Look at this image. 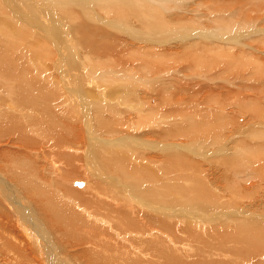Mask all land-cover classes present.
I'll list each match as a JSON object with an SVG mask.
<instances>
[{"label": "rangeland", "instance_id": "rangeland-1", "mask_svg": "<svg viewBox=\"0 0 264 264\" xmlns=\"http://www.w3.org/2000/svg\"><path fill=\"white\" fill-rule=\"evenodd\" d=\"M9 1H10L11 6L13 8L15 7L14 12H17L16 8L19 7V0H9ZM23 1H26V0H23ZM54 1H56L58 3H63V0H54ZM80 1H83L80 3L82 5V7L86 10V6H87L85 3L86 0H80ZM89 1H91V0H89ZM142 1H144L145 3L147 2V0H142ZM150 1H151V3L145 7L146 12L158 10L160 13L165 14L166 16L168 15L167 16L168 19H171V17L173 18V16L176 15V16H180V18H182V20H184V22H181L179 24H177V23L170 24L169 26H166L164 28V30H159V31L156 28L157 26H153V28H149L148 30L145 28H142V27H138L141 29V31L146 30L145 33L147 36H150V37H156L157 36V37H161L162 39H165L164 41L163 40H152V42H150L151 45L148 44V46L144 42L145 40H147V41L149 40L146 36L145 37L144 36H137L136 33H134L132 35V37L133 38L135 37V39H133V38L130 39L126 35L124 37V35H122V34L119 35V33H116L115 34L116 37H118L119 39H122L121 43L123 45L120 47L121 53H118L117 52L118 50H116V49L113 50L112 52L107 51L106 48L102 52L100 50V48H102V47H100L97 43V45H98L97 48H99V49H95L93 51V54L95 51L99 52L97 54V59L99 58L100 60H102V62H100L98 64V66H96L95 72H92L90 74V76L88 77V78L92 79L91 80L92 82H90V87L92 89L90 90V93L88 94L91 97L88 98V100L93 99L94 96H97V95L100 97V94H98V91H99L100 93H102V92L104 93V95L101 94L102 98L104 97V99L108 98L110 100H112V99L114 100V98L112 96L113 95L116 96L117 95L116 93H119L120 96L119 95L118 96L121 97L123 102L126 101L128 103H132V109L137 107L138 104L141 103V105H143L145 110H143L140 113H145L146 116L145 115L144 116L147 118L143 122V124L145 123L144 124L145 127H147V125H148L147 130H149L151 128L150 133L155 132L156 128L157 129L162 128V133H164V134L161 133L162 134L161 137L165 136V138L163 137V138H161V140L163 139L165 141V139H167V137H170L166 140V142L174 143L175 140H176V142L179 141L178 143L179 144H182V143L185 144L184 147H186V149H188V150L190 149V147L188 146V143H190V142L194 143L195 142L194 144H192V145H194V147L192 148L193 150H191V149L189 150L191 155H188V156L192 157L196 161L198 166L202 168V170L200 172H202V173L204 172L203 175L206 179V180L204 179V181L208 183V184L206 183L208 185V190L210 193L215 194V196L211 200L218 203V200H221L220 198H222V199L226 198V199H224V201L226 203L229 202L231 204L233 201L232 204H235L233 207H231L232 209H227L228 211H226L221 206H217L216 208L215 207L212 208L211 201H209L207 203L206 206H210V208L207 209L206 207L202 206L204 201L195 200V203L197 205H199L198 207H200V211H199L200 213L198 214V217L202 216L203 214L208 213V216H210V218L205 219L206 222L204 221L203 226L198 225V226H195L193 229L187 228V231L190 233V235H188L187 240H185L183 238L180 240V242L182 241L183 245L182 246L180 244H177L178 246L176 245V248L181 249V250L171 251L172 252L171 254L174 255V259H172V260L168 259L164 264H170V263H173V264H191L193 262V260L195 259V256L191 254L193 252H190L193 250L200 252V253H198V256H197L198 258L202 257L201 254L206 255L210 259V264H220V263L226 264L225 262H227L228 264H264V248L260 251H256L255 255H250L249 253L245 254V253H241L239 251V248L241 246H243L244 244H246L247 242H242V243H238V244L221 243L219 239H217V240L211 239V237H214L217 232H223L224 230H227V227H224L225 228L224 230H223V228L221 230L215 229L216 226H219V228L222 227L223 223L226 221L228 222V224H227L228 229H229L228 231H233V230L235 231L236 229L241 230V231H247L248 235L251 238H255V239H257L259 237H263V233H264V231L261 229H257L254 227L247 228L245 224H243V227H239V226H237V223H234L237 220H251V218L257 219L256 220L257 222H264V136L259 137L258 141H257V139H255L251 135H249V129H248L249 126H251V127L255 126L256 127L257 125H255V123H258L259 121H262V122H264V121H263L262 117L255 116L254 118L250 119L251 122L246 123V117H245V119H242L244 117V115L246 116V114L243 113L239 109V107L235 106L238 102H239L238 104L243 102L244 105L245 104L247 105V103L249 105V102H252V101H253L252 103H255V104L260 103V106H264V87H263L264 86L263 85L264 84V0H184V3H182V4L176 3L179 0H167L169 4L168 3L163 4V0H150ZM26 2L33 4L34 7L36 6L37 8L38 7L43 8V10L41 8H39V9H41L42 12L45 11L46 13L50 12L52 7L55 9V6L53 5L54 3L52 2V4H51V0H42V1H40V0H33V1L27 0ZM39 2H40V5H37V4H39ZM34 3H35V5H34ZM45 3H47V4H45ZM93 3L94 2L91 1L90 5H93ZM174 3H176V4H174ZM41 4H44L45 6H48V7H44V5H41ZM172 4H174V5H172ZM165 5H169V8L167 9L166 7H164ZM178 6H181L180 9H178ZM207 7L209 9L208 11L205 10V8H207ZM19 8L23 9V10L28 9L24 5L20 6ZM98 9H99V7H98ZM165 9H166V11H165ZM3 10L6 13L8 12L5 9H3ZM180 10H181V12H180ZM188 11H191L192 13L194 11L195 12L194 15H196V16L194 17V16H189V14L188 15L185 14V17H183L184 16L183 12H188ZM216 11H219V12H216ZM23 12L26 13V10ZM31 12H29V13H31ZM79 12L83 14L82 11H79ZM56 13L57 12H55V14ZM65 13H66V11H65ZM48 14H50V13H48ZM82 14H80V15L82 16ZM31 15L33 16L34 14L31 13ZM38 16H39V18L42 17L40 15H38ZM38 16L36 14V16L34 15L33 17L38 19ZM65 17H67V16L64 13H62V14L55 16V18L57 20L54 19V17H53L52 21H51V19H48V20L45 19V22L43 24L36 23V22L35 23L38 24L42 29H46V26H47L50 29L52 28L55 31V27H56L55 25H57L58 27H61L62 22L60 19H63ZM90 17H91L90 22L88 21V23H90L91 25H93L95 27H99V26L104 27L103 25H101L100 21H97L92 16H90ZM207 17L210 20H206ZM26 18H27V15H26ZM216 18L219 19V21ZM20 19H21V17H20ZM104 19L109 20V19H114V18L110 17V18H104ZM134 19L137 22V18H134ZM185 19H187V20H185ZM124 21H125V23H124ZM130 21H131V19H129V20L124 19L122 24L125 26L127 25V26H133V27L140 26L139 24H137V25L135 24V26H134V24H132ZM56 22L58 24L60 22V25L56 24ZM52 23L53 24L55 23V25H53ZM74 23L75 22H73L72 24H74ZM3 24H4V22L2 21V15L0 14V50H2V48L6 49L5 45L13 38L12 32H13V29L15 27V24H13V26H6V24L5 25H3ZM241 24H242V26L239 27ZM126 27L123 26V28L127 31ZM68 28H69L68 30L63 28V31H61L62 32L61 35L64 34V35H62L64 42H63V40H60V41L57 40L59 45L61 43V46H64V47H62V49H63L62 51L64 52L65 57H66L65 61L62 58V64L64 66V68H63L64 71H66V69L69 68L70 64H75V61H74L75 56L72 55V53L70 52L72 49L70 46H67L69 43V39L72 38L71 33L73 34L74 29H71L70 24H69ZM174 29H179L181 32L180 33L171 32V33L165 34V32L167 30H174ZM105 30L107 32H109L108 26L105 28ZM228 30H229L228 34L234 35V36H232V39H233L235 44H232L229 41L230 42L229 45L226 46V43H224L222 41L225 40L224 37L229 36L225 33ZM18 31L21 33V36L27 41V43L29 45L36 43V40L38 37L36 36L35 33H36V31H38V29L36 30V28H31L29 31H24V30H18ZM20 33L19 34L16 33L15 37L19 38ZM65 33H66L67 37L65 36ZM2 35H6V38H7L6 41L3 40V38L1 37ZM66 38H68V39H66ZM216 39H219L222 41H220L219 44L214 46V49H217V46H221L222 50H224L228 47V49L230 48L229 51H230L231 55L228 52H226L225 50H224L225 51L224 54H223L224 51L220 52V50H218V49L217 50L212 49L213 51H215L216 54H213L214 52L212 50L208 51V48L210 46L213 47V44H215ZM235 39L239 40V41H235ZM71 40H73L74 42H77L76 43L77 46L80 45L78 47V55H80L83 58V54L86 53L85 45L79 41L74 40L73 38ZM66 41H67V43H66ZM122 41H124V42H122ZM185 43H187L189 45V48L187 50L188 52H190V53L195 52L198 57L204 58V60L208 59L209 55L210 56L216 55L217 57L214 56V58L216 57L215 59L217 61L215 63L212 62V64H210L211 67H209V69H207L206 67L202 68V66H201L200 68H197L191 72L189 70H185V69L182 70V67L185 65V63L183 61L181 62V60L177 61L178 64H176V66H174L175 65L174 63L169 62V61H172L171 59L169 60V57H174L175 53H178V54H180V56H182L181 54L184 53L186 50V48L184 46H182ZM152 46L153 47L154 46L155 47H158V46L163 47L161 49L162 50L161 52L156 51V54H155V52L150 53L151 55H154L153 57L156 60L160 59L164 55L165 52H168V53H165V57L163 58L165 63L163 62V59H161L160 61H155V63H156V65L158 64L160 66V68L162 66L166 65V69L167 68H169V69L164 73V75H162V73L159 74L163 77H160L159 75H157V76H159V77H157L155 75V73L152 72V73H150V75L149 74H147V76L142 75V78H136L135 73H137L139 71V69H141V71L144 69L142 67L139 68L136 65H133L135 68V70L132 71L133 74L131 73L133 75V77L129 80V82H127L126 74L131 71L130 70V65H132L131 63L134 61H139L140 57L147 53L145 50H147L148 48H150L154 51ZM225 46H226V48H225ZM104 47H105V45H104ZM234 47H236V48H234ZM241 47H242L243 52L241 51ZM139 49L141 52L139 51ZM80 50H83V53ZM122 50H123V52H122ZM182 50L184 52H182ZM232 50H233V53H231ZM238 50H240V52ZM178 51H180V52H178ZM216 51H218V53H220V54H218ZM105 52H107V53H105ZM171 52H173L174 54ZM19 53L12 54V56L15 59L16 58L18 59V56L21 55ZM34 53L36 54L35 48H32V49L28 48V51H26V54H27L28 59H29V60L28 59L27 60H28V62H30V65H29V63L27 64L26 61L22 63L20 59L17 61L19 63V66L16 69V71H17L16 74L18 76H16V75L15 76H16V78L20 77V79L24 78V79H26V81H28V82L30 81L31 87H34L36 90L40 89V88L46 89V92L50 91L52 94H54L57 91L56 87H54V86H57V85L54 84L55 82H52V81H55V77H56L55 75L56 74L54 72H52L51 68H47V65H46V64H49L50 61L48 58H51V57L45 56L46 60L45 59L41 60V59H39L40 57H38V56H37V58H35L36 55ZM103 53L107 54V55H104ZM240 53H241L242 57L240 56ZM250 53L252 55H250ZM225 54H229V56L226 57L227 55H225ZM234 54L236 55L238 60L240 58H242V59H240V61L242 60L241 65H240V62H238V60L236 59ZM237 54H239V55H237ZM32 55H34V56H32ZM185 55L188 58H186ZM185 55H184L185 59H187V60L190 59L189 55L187 53ZM248 55H250V56L248 57ZM31 56H32V58H30ZM244 56L246 58H244ZM114 57H116L117 62H119V65H125L126 64V65H128V67H123V66L118 67V64L116 66L115 65L109 66L108 64L102 65V66L100 65L101 63H105L106 59L110 58L113 60ZM33 58H35V59H33ZM120 58L122 60H120ZM233 58H234V61H235V59H236V61L235 62L233 61L232 66H230ZM222 59H223V62H220V61H222ZM250 59H253V62H252V60L250 61ZM254 59H256V61ZM112 60H111V62H112ZM225 60H227V61L229 60L227 62L228 64L225 63L226 62ZM247 60L251 62L250 63L251 65L248 62H246ZM206 61H208V60H206ZM37 62L40 63V65L38 67L33 65V64H36ZM229 62H230V64H229ZM258 63L260 65H258V67L255 70V68H253V66L256 67L257 65L255 66V64H258ZM21 64H23L25 67L21 66ZM261 64H263V65H261ZM191 66H192V64H191ZM260 66H261V69H260ZM176 67H178V68L176 69ZM36 68H37V70H36ZM43 68H45L46 70L44 72H41V70ZM49 70H50V72H49ZM147 70L149 71V69H147ZM234 70H237L239 72H236V71L234 72ZM249 70H252V72ZM36 71H37V73H36ZM85 71L90 73L89 70H85ZM85 71L79 72V73H81L80 75H82L83 73H87ZM168 71H170L171 74L168 73ZM45 72L50 73V74H48V77H47ZM208 72H210L211 74L213 73V74L211 75ZM241 72L242 73L244 72L245 75L242 74ZM140 73L141 72H139V74ZM236 73H238V74H236ZM247 73H249V74H247ZM19 74H20V76H19ZM252 74H253V76H252ZM208 75L210 77L211 76H213V77L209 78ZM260 75H262L263 77ZM15 76L11 75L7 69H1V71H0V79H1L0 80V97L2 99L7 97V101H9V103L13 101L11 97H14V102H15V99H17L19 94L15 93L12 90H11V92L6 93L5 91H7V90H6L4 85L7 84L9 86V85L13 84V86L15 87L14 89H18L16 83H18V84H19V82L24 83V81H22V80H19V82L16 81ZM50 76H53L54 78L53 77L50 78ZM63 76L66 77L65 74ZM164 76H169L170 80L172 79L171 82L174 83L173 84L174 87H171L169 89L163 83L164 80L169 79V78L165 79L167 77H164ZM215 76H219V77H215ZM42 77H43V79H42ZM45 77H47V80L44 79ZM79 77H81V76H79ZM155 77H156V80H155ZM2 78H3V80H2ZM4 79H5V81H4ZM51 79H53V80H51ZM111 79H114L117 82L120 79L121 81H124V83L121 82V83H123L122 85H124V84L125 85L120 87L119 82H118V85L116 87V91L113 92L112 91L113 86L110 83ZM257 79H259V80H257ZM43 80H45V81H43ZM151 80H154V82H150ZM222 80H224V81H222ZM232 80H234L235 82ZM236 80L238 82L240 80L241 81L238 83ZM253 80H255V81H253ZM80 81H82V83ZM161 82L163 84H161ZM79 83H81V84H79ZM84 83L85 82L83 80L75 81V87H76L75 89L82 93L81 88L83 89V87H85ZM129 83L133 84L132 86L134 87L135 91L134 90L131 91L132 86L129 85ZM228 83L231 87L228 85ZM234 83L235 84L237 83V84L235 85ZM126 84L129 86L126 87ZM138 84H140V85H138ZM258 84H259V86H257ZM110 85L112 87H110ZM2 86H4V87H2ZM46 87H48V88H46ZM180 87H182V88H180ZM209 87H212V88L210 89ZM120 88H122L121 89L122 91L120 90ZM207 88H209L208 90H210V92H209L210 94L205 90ZM98 89H100V90H98ZM191 89L193 91H191ZM175 90H177V91H175ZM186 90L187 91L189 90V91L187 92ZM124 91H126V93H124ZM164 91H166L165 94H164ZM194 91H196L197 99H196V97L194 98L192 96L195 94ZM50 92H48V93H50ZM129 92H131L130 96H129ZM160 92H161V94H160ZM197 92H200V93H198V95H197ZM204 92H205V94H204ZM147 93H149V94H147ZM224 93H225V95L223 96ZM228 93H230V94H228ZM122 94H125V95H123V97H122ZM127 94H128V96H127ZM170 94H173L172 95L173 97ZM189 94L193 97L192 99H190L191 96ZM164 95L168 99H166ZM237 95H240L241 100H239L236 103L237 100L235 98ZM105 96H106V98H105ZM159 96H161V97H159ZM189 96H190V98H189ZM223 97H225V101H223ZM226 97H227V100H226ZM128 98L131 100H129ZM155 98H157V100H155V102H156V105L158 108L156 107V109H154V113L148 114V108L146 107V105L149 106V104L147 103L148 99H155ZM159 98L161 100H158ZM38 100H40V101L42 100L43 102H46L44 100V97H38ZM245 100L246 101L248 100V102L245 103L246 102ZM226 101H227V103H226ZM38 102H36V103H38ZM49 102H50L49 106L47 105L46 107H43V108L38 106L37 108H32V110H30L31 113L30 112L23 113V111H22L23 106H20L18 103H17V105L21 108L15 107L13 112H10V113H9V111L5 112L6 116L5 115L3 116L4 119L6 118L7 120L9 119L11 121L12 117L16 118V122H18V123L15 126H18V124H20V123L24 127H26L29 124H32L33 126H35L34 124L36 122L38 123L37 126H39L43 122L44 125L47 126V132L48 133L45 131L44 133H42L43 135L41 133H40V136L33 135L34 141L32 142V145H33V143L35 145L32 148H31V146H24L25 143L19 142V141H17V143H15V145L13 146V144L10 142V140L16 139V138H15V136L12 138L11 136L8 135L4 139L7 138L9 140H1L0 152L2 151V152H5L7 154H10L12 152H17L18 156H22L24 158L29 157L30 160L34 161V164L32 163V161L27 162L26 163L27 167H37L36 165H41L42 168L37 170V175H36L38 177L40 176V181H36L39 184L38 186L45 187V185H43V183L47 182V180L51 181V183H52L51 187L52 188L48 189L45 192L48 195L50 194V196L53 195L57 200H60V201H58L59 206H61V207L63 206L62 208L66 207V208H64V210L66 209L65 212L69 211V212H73L77 215H80V214L84 213L83 209L85 206L86 210L88 211V213L90 215V217H88L87 221L93 223L95 226L89 225L90 223H88V224L86 223L87 226L85 225V227H84L83 231L81 232V234L79 235V237H75L69 231L68 226H65V227L63 226L62 222L65 220L62 217H61L62 222L60 220L59 221L56 220L57 221L56 222L55 221L56 218L52 217V214H51V213L56 214L55 210H50L47 207V205H46L47 199H46L43 192H42V194L44 196H39L38 194H41V193H37L38 191L35 190L32 186L26 185V184H22V186H19V185L14 184L13 182H11L12 180L11 181L9 180V179H11V176L9 174H11L12 176H14L16 178H20V179L24 178L25 175L28 173L27 168L20 167L18 165V170H16L13 168V166H9V167L7 166L6 171H4L5 167L3 165H0L1 176L4 179H6L11 186L12 185L15 186V187L14 186L13 187L17 191V194L19 195L18 196L16 194H14L15 196H17V200L19 199V201L21 202L22 205H24L25 208H27L26 206L30 205V206H28V209L29 208L31 209V210L29 209L30 210L29 213L32 215V219L35 221L37 220V222L39 220L40 221V223L38 222L39 225L42 227V229L44 228L43 232L46 233V236H47L50 244L52 245V249H54V252H55L54 256L56 257L55 261L57 262V264H63L61 261H66V259L68 260V262H65L66 264H98L97 262L93 263L91 258L88 256H79L83 252H88V250H90L91 248L95 250L94 251L95 253H97L98 251L99 252L100 251H107V252L111 253V252H116L117 249H122V253H121L122 256L119 257V261H114V262H112L113 264H131V260H129V259L135 258V257L137 259H141V260H140V263H133V264H148L147 262H150L151 259L148 257V255L146 256L147 253H144V251H145L144 249H149V250H153V249L148 244L147 238H143V239L138 241V239L141 237L138 234V232L137 231L136 232H130V234H128V236H129V243L127 244L128 248H125L127 246L121 247L119 244H114L110 234L105 235V234H108L106 232L107 230L101 229L99 226L102 225L103 218L105 221H107L106 229H110V230L119 229L120 232H123L124 231L122 229L123 226L119 227L120 220L117 219L116 217H110V218L105 217L107 214L111 215L112 213H109L107 211L106 205L103 203L102 198L100 197L101 199L100 198L95 199L93 197H89V199L91 200V206L88 207L86 204H82L81 203L82 200L80 198L76 197L74 194H72V191L67 190L69 188L70 190H76L79 192H83V190L87 189L88 185H89L90 186L89 191H92L93 187H94L93 181L99 182V180L101 178H103L104 180H108V178L110 176H112V177L117 176L121 181H124V183H127L128 181L126 179L121 178L119 175H117L115 173H113V174L110 173L107 175L106 172L103 171L106 174V176H105V174H103V175L99 174L98 170H96V169H100V168L107 169V163L105 160L108 158L112 159V157H110V155L106 149L100 151V154L96 155L93 158V163H91V160H88V166L86 165V162H85V160L82 159V157H81V161H79L80 157L78 155L81 156V153H80L81 147L78 144L87 141V138H85L84 127H82L83 124L81 122L78 123V121H76L74 123L66 122V121L74 120L75 118L72 119L69 116L65 117L63 115V111H61V109L59 108V105H58L59 102L58 101L50 100ZM191 102H195V105H191L190 104ZM150 103H152V105H153V102H150ZM201 103H202V105H201ZM73 104H74V102L71 100L69 103V106H67V107H69L68 111H70V108H72V106H70V105H73ZM158 104L160 105V107ZM168 104H170V105H168ZM255 104H252V108H254L256 106ZM188 105H190V106H188ZM180 106L183 108H181ZM49 107L50 108L53 107L52 109H54L55 113L53 111H50ZM165 107H168V108H165ZM178 107H179V109H178ZM73 108H75V107H73ZM208 108L209 109L212 108V110H210V112H207ZM224 108H225V110H224ZM18 109H20V110L17 111ZM203 109H205L206 111H204ZM134 110L131 111V113L128 115L129 116L128 118H131L130 117L131 115L133 117V115L136 114L134 112ZM234 110L238 111L237 114H235ZM68 111H67V113H68ZM166 111H167V113H166ZM217 111L224 113V114H218ZM106 112H107V113H105L106 115L104 114L106 117H108L109 114L110 115L112 114V112L109 109H106ZM188 112H190V113H188ZM200 112H201V114H200ZM16 113H18L17 115L19 117L16 116ZM47 114H51L55 118L56 122H55V120H49L50 121L49 122L46 119ZM156 114H158V115H156ZM217 114H218V116L220 115L221 118H219L220 116L219 117L216 116ZM22 115L25 118L24 119L25 122L23 121ZM201 115H202V117H201ZM263 115L260 114V116H263ZM21 116H22V118H21ZM194 116L197 118L198 117L201 118L202 119L201 121L210 120V119L211 120L217 119V121H220L221 119L223 120V119L229 117L232 121H234L236 123L235 125H238L239 127H241L243 129L242 130L240 128L242 131H244V136H249L250 140L247 141L246 139L242 138L243 141H241L239 139V136H238V134H239V130H237L238 126L236 127L235 125H232V124L228 125V127L223 132V136L221 138H218L220 140L215 138V140L217 141L216 143L212 142V141H214L212 137H210V136L208 137L209 134L206 133L207 131L203 132L204 137H203V134H201V136H199L198 138H196L194 136L191 137V140L188 138L187 139L183 138V137H179L180 139L177 138L178 137L177 135L180 133V129L182 128V126L184 124L188 123V121L194 120ZM7 117H10V118H7ZM237 117L239 118V120ZM247 117L249 118L248 115H247ZM41 118L43 120H41ZM58 118L60 121L62 120L63 122L61 121L62 123H60ZM92 118H93V115H92ZM213 118H215V119H213ZM6 119L4 121H6ZM187 119H188V121H187ZM19 120H21V121H19ZM93 120H94V118L92 119V122L90 121V126L94 125ZM8 121H6V122L9 123ZM147 121H149V122H147ZM33 122H34V124H33ZM48 122L49 123H58V125L61 127V129L62 128L63 129H62V131L60 130L61 133H60V131L57 133H54V136H57V137H53L54 139H52V140H55L54 142L51 140H48L45 143L44 141L46 139V136L49 134V131H51V128H52L50 124L48 125ZM91 123H92V125H91ZM167 123H170L171 125L167 124ZM169 125L171 127H172V125H174V127L171 128V127H169ZM262 125L264 126V123ZM67 127L68 128L71 127V128L69 131L65 132V130L68 129ZM75 127L78 129H75ZM176 127H180V128H176ZM48 128H49V130H48ZM260 128H263V127L261 126V127H259V129ZM153 129H154V131H153ZM176 129L177 130L179 129V132ZM254 129L252 128L251 131L253 132ZM166 130H167V132H166ZM175 130H176V132H174ZM229 131H231V132L233 131V133L231 134V132H230V134H231L230 135V134H228ZM68 132L71 133L72 139H69ZM131 132H130V135H132V133H133V132L132 133ZM79 133H80V135H79ZM171 133H173V134H171ZM3 135H0V136L3 138ZM44 135H45V137H44ZM98 135L99 136H97V135L94 136L95 142H98L97 137H100L102 134L99 132ZM113 135L114 136H120L121 140L123 141L121 143L124 146L123 147L124 149H126L127 147H129L131 145L130 140H134V139L136 140V137H134L136 135H132L134 137V139H133L132 136L130 137V135H128V134H127L128 135L127 136L126 134H123V132L114 133ZM122 135L127 136V137L123 138ZM206 135H207V137H206ZM229 135H230V137H229ZM75 137H78V138L76 139ZM141 137L143 138V137H145V135H141ZM158 137H160V136H158ZM42 138H44V140ZM156 138H157L156 136H151L149 134L147 137H145V140H153V139L156 140ZM138 139L139 138H137V142L141 143L140 141H142V140L141 139L138 140ZM63 140L65 141V143L63 142ZM158 142H159V140H158ZM232 142H234V143H232ZM103 143H105V142H103ZM240 143L242 145H240ZM55 145H58L57 147L60 150L58 149L55 151V149L53 147ZM132 145H134V143H132ZM72 146H73V148H72V153H71V147ZM42 147L48 148V151H50L48 153L49 155L44 156L41 153L40 150H42L41 149ZM65 147H67L68 149H66ZM164 148L165 147H162V149H160V150H163V151L165 150V151L169 152L168 148H165V149ZM133 149L138 151L137 149H139V145L134 147ZM61 150L62 151L66 150L69 152L66 154V151H65V153L63 151V153H62ZM73 150L75 151L76 154H74ZM145 150H148V152H147L148 157H149V154H151V155L155 154L153 151H150V149L145 148ZM46 151H47V149H46ZM183 151H184V149H180L177 152L185 153V151L184 152ZM21 153H23L24 156ZM19 154H21V155H19ZM46 154H47V152H46ZM192 154H194V155H192ZM201 155H202V157H201ZM60 156H62L64 158H60ZM73 156H75V157H73ZM161 156H163V155H161ZM164 156H166V155L164 154ZM212 156H213V158H212ZM0 157H1V154H0ZM69 158L72 159V161L78 162V165H75V172L72 171V169H71L72 167L70 166L71 165L70 162L67 164L66 161L64 160V159L69 160ZM135 158L137 160H139L138 159L139 157H137V155L135 156ZM166 158H167V156L165 157V159ZM46 162H54L55 164H53V166L58 167V169L60 168L59 171H57L56 175H55V172L53 175H51L49 173V172H53L54 169L44 170V167L47 166ZM129 162L126 163L128 166L130 165L129 169L130 170L135 169L136 171H138L137 173L140 175L142 170H141L139 164L138 163L135 164V162L134 161L132 162L131 160H129ZM0 164H1V162H0ZM231 165L235 166L236 171L238 172L237 175L240 174L239 175L240 178L238 179V182H237V180L235 181V184L232 183V181L231 182L228 181L230 174H231V170H232ZM211 166H212V168H211ZM143 168H144V173L142 176H144L145 180L149 184H151V186H158L162 181H164V187H165V189L167 188L168 184L166 183V181L164 179V173L167 172L166 168H165V172L160 168L163 171V177L161 175V172L156 173L157 168L153 167L151 160H149V162L146 165H144ZM69 169H71V170H69ZM70 171H72V172H70ZM64 172L67 173L66 176H63ZM23 173L25 175H23ZM241 175H243V176L241 177ZM27 176L29 177V173L27 174ZM29 178L31 180V177H29ZM225 178H228V179H225ZM233 178L235 179L236 177L234 176ZM72 179H86V180H88V182L84 186L85 188L84 187H76V186L69 185L67 183L68 181H71ZM231 179H232V176H231ZM32 181L35 182L34 180H32ZM209 183H210V185H209ZM45 184H47V183H45ZM189 184L190 183H186V186ZM212 185H214V187ZM236 185H238L239 189L237 188ZM179 186H181V183H179ZM191 186H192V183H191ZM217 186L220 187L219 189L216 188V190H218V191H216L214 189ZM221 188H222V190H221ZM51 189H52V191H51ZM223 190H226L227 192L226 191L223 192ZM229 190H231L232 192H230ZM34 191H37V192H34ZM220 191L222 194L220 193ZM228 191L233 195H230ZM133 195H135V193L132 191L131 196H133ZM104 199H105L104 201L106 203H110L109 206L114 205L113 200H109L110 199L109 195ZM3 201L4 200H2L0 197V220H2V222H4V220L6 219L9 221L8 222L9 224L11 221L14 224L16 222V220H18V217L15 216L16 215L15 213L12 214L14 211L9 210V209H11V207L8 206V208H7V206H6L7 203H5ZM118 203L120 205H123L128 210L133 208V212H134L133 216L137 215V212L135 211V208L133 205H127L125 203V201L124 200L122 201L121 199H119V197H118ZM227 207H228V205H226V208ZM234 207H237V208H234ZM182 208H185V207H182ZM204 208H206L207 210L203 211V213H202V210ZM233 208L236 209L237 211H238V209H239V211L242 210V214H238V212L236 210L233 211ZM177 210H180V209H177ZM167 211L169 212V214L166 215L162 219L163 220L162 223L159 224L160 232L155 233V236H156V242L155 243L163 244L166 240H168L167 241V249L170 250L169 246H170V243H172L171 241H175V235L172 234V232L168 231L167 226H166V219L172 212L175 213L176 216H177V214L174 211V209H172V208L167 209ZM231 211H233V212H231ZM225 212L230 215L228 218L226 216H224V215H226ZM221 214H224V215H221ZM243 214H245V215H243ZM235 215H237V216H235ZM64 217H66V216H64ZM84 217L85 216H82V218H84ZM205 217H206V215H205ZM215 217H217V218L215 219ZM235 217L236 218L238 217V218L236 219ZM36 218H38V219H36ZM157 218L158 217L155 216V219H157ZM232 218H233V220H230ZM212 219H214V220L218 219L219 222L216 221V224H215V222H213ZM228 219L232 222V224ZM19 223L23 228H25L21 222H19ZM177 225H182L179 222L178 217H177ZM4 226H5V224H4ZM18 227H19V225H18ZM182 227H183V233H184V234H182V237H185V229H184L183 225H182ZM67 228H68V230H67ZM86 228H90V229H86ZM2 229L3 228H0V238L3 237L5 239H9V238L12 239L11 237L13 235V229L6 227V229H4L3 232H1ZM19 229L21 231L20 227H19ZM94 231H97V233L93 236L92 234ZM102 231H104L106 233H104ZM152 231H153V229H152ZM149 232H150V234L148 237H152L151 229H147V231L144 230V232L142 233V236L145 237ZM20 233L22 236H26L29 234V232H26V231H23ZM135 233H137L136 235L139 237L135 236ZM18 239H19V241L22 240V238H18ZM203 239H206V240L209 239V241L204 242ZM100 240H101V242H100ZM134 242L137 244L133 245V244H135ZM0 243H1L0 244V264H36L33 261L28 262L27 260L16 259L17 256H15V254H14L16 251L13 250L16 248L15 244L10 246V248H11V250H10V249H8V247L3 246L4 245L3 240L0 239ZM94 245L100 246L101 248L96 249V248H94ZM144 245L146 247H144ZM140 248L143 251H141ZM129 251L130 252L132 251L131 252L132 254ZM45 253L48 254V251ZM98 253H97V255H98ZM133 254H134V256H133ZM33 255L35 256V261H37L38 264L40 262H41L40 264H46L45 260L40 258L41 256H40V253L38 252V250H37V252H34ZM125 255L127 256V258L125 257ZM129 255H131L132 257ZM93 259H94V261H96V260L100 261V260H103L104 257L98 255L96 258H93ZM204 261H208V259L202 260L201 263H203ZM103 262H105V261H103ZM160 263L163 264L162 262H160Z\"/></svg>", "mask_w": 264, "mask_h": 264}, {"label": "bare ground", "instance_id": "bare-ground-1", "mask_svg": "<svg viewBox=\"0 0 264 264\" xmlns=\"http://www.w3.org/2000/svg\"><path fill=\"white\" fill-rule=\"evenodd\" d=\"M26 1L19 0V7L24 5L28 9H24L23 10V9H20L19 7H17L16 8L17 12H14L15 11V7L13 8L11 6L9 0H0V14L2 15V21L4 22L3 25L6 24V26H13V24H15V27H14L13 32H12L13 38L5 45L6 49L2 48V50H0V71H1V69H7L10 72L11 75L18 76L16 74V72H17L16 69L19 66V63L17 61L20 59L22 63L26 61V63L27 64L29 63V65H30V62H28L29 59H28V56L26 54V51H28V48H31V49L35 48V51H36V54L34 53L36 55L35 58H37V56H38V57H40L39 59L44 60L45 56L46 57H51V58H48L50 62H49V64H46V65H47V68H51L52 72H54L56 74L55 75L56 76L55 77V81H52V82H55L54 84L57 85V86H54V87H56L57 91L54 94H52L50 91H48L50 93L46 92V89H41L40 88V89L36 90L34 87H31L30 81L28 82L24 78L20 79V77L16 78V76H15L16 81H18V82H19V80L24 81V83L23 82H19V84L16 83L18 89H14L15 87L13 86V84L8 86L7 84L4 83L5 84L4 86H5L6 90H7V91H5L6 93L7 92L8 93L11 92V90H12L15 93L19 94V96L17 97V99H15V102H14V97H11L13 101L10 102V103H9V101H7V97H5L4 99H2L0 97V135H3L5 133L3 135V138L0 136V143H1V140H9L7 138L4 139L5 137H7L9 135L12 138L14 136L16 138V139H12L11 138L12 140H10V142L13 144V146L15 145V143H17V141H19V142L25 143L24 146H31V148H32L35 145L34 143L32 145V142L34 141L33 135L40 136V133L42 134L45 131L47 132V126H45L43 122H42L43 124L41 123V125H39L40 127L37 126L38 125L37 122L35 124L33 122V124L35 126H33L32 124H29L26 127H24L23 125H21V123L18 124V126H15L18 123V122H16V118L15 117H12L11 121L9 119H8L9 120L8 121L5 118L6 121H8L9 123L4 121L5 119H4L3 116L6 114L5 112H7V111H9V113L13 112L15 107L21 108V107H19L17 105V103L20 106H23V110H22L23 113H28V112L31 113L30 110H32V108H37L38 106L43 108V107H46L47 105L49 106V103H50L49 101L50 100L58 101L59 102V104H58L59 108L61 109V111H63V115L65 117L69 116L72 119L75 118L74 119L75 121L71 120V121H66V122L74 123V122L78 121V123L81 122L83 124L82 127H84L85 138H87V141L78 144L81 147V152H80L81 156L78 155L80 157V160L79 159L78 160L81 161V157H82V159L85 160L86 165L88 166V160H91V163H93V158L96 155H99L100 151L106 149L108 151L110 157H112V159L108 158V159L105 160L106 163H107V169L100 168V169H96V170H98L99 174H102V175L105 174L104 172H106L107 175L110 174V173H112V174L115 173V174L119 175L121 178L126 179L128 181L127 183H124V181H121L117 176H113V177L110 176L108 178V180H104L103 178H101L99 180V182L98 181H93L94 182L93 183L94 187H93L92 191H89V187H90L89 185H88L87 189L83 190V192H79V191H76V190H70L69 188L67 190L72 191V194H74L76 197L80 198L82 200L81 203L82 204H86L88 207L91 206V200L89 199V197H93L95 199H98L100 197L102 198L103 203L106 205L107 211L109 213H112L111 215L107 214L105 217H107V218L116 217L117 219L120 220L119 227L123 226V228H122L124 230L123 232H120L119 229H114V230L106 229L107 221H105L104 218H103V223L99 227L101 229L107 230L106 232L108 234H105V235H109L110 234L114 244H119L121 247L127 246L125 248H128V245H127L129 243L128 234H130V232H136L137 231L138 234L142 237V238L140 237L138 239V241L143 239V238H147L148 244L153 249V250H149V249H144L143 248L145 250L144 253H147L146 256L148 255V257L151 259L150 262H147L148 264H161L160 262H162L164 264L168 259H171V260L174 259V255L171 254L172 253L171 251L181 250V249L176 248V245L180 244L182 246L183 243H182V241L180 242V240L183 239V238L185 240H187L188 235H190V233L187 231V228L193 229L195 226H198V225H202L203 226L204 221L206 222L205 219L210 218V216H208V213L207 214H203L202 216L198 217V214L200 213L199 212L200 211V207H198L199 205H197L195 203V200L204 201L202 206L206 207L207 209H209L210 206H206V205H207V203L209 201H211L212 208H214V207L216 208L217 206H221L226 211H228L227 209H232L231 207H233L235 204H232L233 201H232L231 204L229 202L226 203L224 201V199H226V198H224V199L220 198L221 200H218V203L213 201V200H211L215 196V194H212V193L209 192L208 185H207L208 183L204 181V179H205V177L203 175L204 172L203 173L200 172L202 170V168L198 166V164L196 163V161L192 157L188 156V155H191L189 150L190 149L193 150L192 148L194 147V145H192V144H194L195 142L194 143H191V142L188 143L187 142L188 146L190 147V149L188 150V149H186V147H184L185 144H183L182 142H181L182 144H179L178 143L179 141L176 142V140H175L174 143L166 142V140L168 138H170V137H167V139H165V141L163 139L161 140V138H163V137L165 138V136L161 137V135L164 134V133H162V128L161 129L160 128L157 129L155 127L156 128L155 132L150 133L151 132V130H150L151 128L149 129L150 130L149 131V130H147L148 125H147V127H145L144 126L145 123L143 124V122L147 119L145 117L146 115H145V113H140L143 110H145L143 105H141V103H140V104H138L137 107L132 109V103H128L126 101L123 102L121 97H119L120 96L119 93H116L117 94L116 96L112 94L113 96L112 95L111 96L114 98V100L113 99L110 100V99L106 98V96H105L106 99H104V97L102 98L101 94L104 95V93L103 92L100 93L98 91V94H100V97L97 95L98 97L94 96L93 99L88 100V98L91 97L88 94L90 93V90L92 89L90 87V82H92L91 81L92 79L88 78V77L90 76V74L92 72H95L96 66H98V64L100 62H102V60H100L99 58H98L99 60L97 59V54L99 52L95 51L94 54H93V51L95 49H99V48H97L98 45L100 47H102V48H100V50L102 52L106 48L107 51H111L112 52L113 50L116 49V50H118L117 51L118 53H121L120 47L123 45L121 43L122 39H119L118 37H116V35H115L116 33H119V35L122 34V35H124V37L126 35L130 39L133 38L132 35L134 33H136L137 36H144V37L146 36L149 40L148 41L145 40L144 42L148 46V44H150V42H152V40H163L164 41L165 39H162L161 37H157V36L156 37L147 36L146 33H145L146 30L145 31H141V29L138 28V27H142V28H145V29L148 30L149 28H153V26H157L156 28L159 31V30H164V28L166 26H169L170 24H175V23L179 24L181 22H184V20H182V18H180V16H176V15L173 16V18L171 17V19H168V17H167L168 15L166 16L165 14L160 13L158 10H153L151 12H146L145 7L148 4L151 3L150 0H147L146 3L144 1H142V0H96V1L95 0H91V1L94 2L93 5H90L91 1L86 0L85 1L86 5H87L86 6V10L82 7V5L80 3V2H83V1H80V0H63V3H58V2H56L54 0H51V4H52V2L54 3L53 5L55 6V9L52 7L51 11L48 12L50 14L46 13L45 11L42 12L41 9L43 10V8H41V7L37 8L36 6L34 7L33 4H30V3L26 2ZM31 1H33V0H31ZM40 1H42V0H40ZM165 3H168V1L167 0H163V4H165ZM176 3H181L182 4V3H184V0H182V1L179 0ZM176 3H174V4H176ZM45 4H47V3H45ZM174 4H172V5H174ZM34 5H35V3H34ZM37 5H40V2ZM41 5H44V4H41ZM44 7H48V6L44 5ZM98 7H99V9H98ZM164 7H166L168 9L169 5H165ZM180 7L181 6H178V9H180ZM39 8H41V9H39ZM3 9L7 10L8 12L7 13L4 12ZM25 10H26V13L23 12ZM205 10L208 11L209 10L208 7L205 8ZM65 11H66V13H65ZM79 11H82L83 14L80 13ZM165 11H166V9H165ZM29 12L33 13L35 16L37 14V16L40 15L42 17H40L41 18L40 19L39 16H38V19H37V18L33 17L34 15L32 16L31 13H29ZM55 12H57V13L55 14ZM180 12H181V10H180ZM216 12H219V11H216ZM62 13H64L67 17H65L63 19H60L61 22H62L61 27H58L57 25H55V23L54 24L52 23L53 25L56 26L55 27V31L52 28L50 29L47 26H46V29H42L38 24H36V23L43 24L45 22V19L46 20L51 19V21H52L53 17H54V19H56L55 16L59 15V14H62ZM79 13L82 14V16ZM183 14H184L183 17H185V14H187V15L189 14V16H194V17L196 16V15H194L195 14L194 11H193V13L191 11L183 12ZM26 15H27L28 19L26 18ZM90 16L94 17L97 21H100L101 25H103L105 28L108 26L109 32H107L105 30V28L102 27V26L101 27L100 26L99 27H95V26L91 25L90 23H88V21L90 22V18H91ZM20 17H21V19H20ZM110 17L114 18V19H109V20H105L104 19V18H110ZM134 18H137V22H136V20ZM124 19H127V20L131 19L130 22L132 24H134V26H135V24L136 25L139 24L140 26L133 27V26H127L126 25L127 26L126 27L125 25L122 24ZM185 20H187V19H185ZM206 20H210V19L207 17ZM217 20L219 21V19H217ZM73 22H75V23L72 24ZM124 23H125V21H124ZM56 24H58V23L56 22ZM69 24L71 26V29H74L73 34L71 33L72 38L74 40L79 41V42H81V43H83L85 45L86 53L83 54V58L80 55H78V47L80 45L77 46V44H76L77 42H74L73 40H71L72 38H70L69 39V43H68L67 46H70L71 49H72L70 52L72 53V55L75 56L74 57L75 64H70L69 68H67L66 71H64L63 70L64 66L62 64V58L64 59V61L66 59L65 54L62 51L63 50L62 47H64V46H61V43L59 45L57 40H59V41L63 40V36L62 35H64V34L61 35V33H62L61 31H63V28L68 30L69 29L68 28ZM121 24L124 27H126L127 31L123 28V26ZM58 25H60V22H59ZM241 26H242V24L239 27H241ZM31 28H36V30L38 29V31H36V33H35L36 36L38 37L37 40H36V43H34L35 45L34 44L29 45L27 43V41L21 36V33L18 31V30L29 31ZM171 32L180 33L181 31L179 29L167 30L165 32V34H168V33H171ZM228 32H229V30L227 32H225L229 36L224 37L225 38L224 41L216 39L215 44H213V47L210 46L208 48V51L209 50L211 51L212 49H214V46L219 44L220 41L226 43V46L229 45L230 42L232 44H235L233 39H232V36H234V35L233 34L232 35L228 34ZM16 33H18V34L20 33V37L19 38L15 37ZM65 36H66V33H65ZM1 37L5 41L7 40L6 35H2ZM66 39H68V38H66ZM133 39H135V37ZM235 41H239V40L235 39ZM63 42H64V40H63ZM122 42H124V41H122ZM66 43H67V41H66ZM97 43H98V45H97ZM104 45H105V47H104ZM182 46H184L186 48L185 52L182 50V52H184V53L181 54L182 56H180V54L175 53L173 51L175 53V56L174 57H169V60L170 59L172 60V61H169V62L174 63L175 64L174 66H176V64H178L177 61H180V60H181V62L183 61L185 63V65L182 67V70L185 69V70H189L191 72V71H194L197 68H200L201 66H202V68L206 67L207 69H209V67H211L210 64H212V62L215 63L217 61L215 59L217 57L216 55H214V56H216L215 58H214V56H210L209 55V58L207 57L208 59H206L208 61H206V60H204V58L198 57L195 52H191V53L188 52L187 50L189 48V45L187 43L183 44ZM226 46H225V48H226ZM158 47L154 46L153 47L154 51L152 49H150V48H148V49L146 48L147 50L144 49L147 53L144 54L143 56H141L139 61H134L132 63L130 62L132 65H130V70L131 71L126 74L127 82H129V80L133 77L132 71L135 70L133 65H136L139 68L142 67L144 69L142 71H141V69H139V71L137 73H135V77L136 78H142V75L143 76H147V74L150 75V73H152V72L155 73L156 76L159 75L160 73H162V75H164V73L169 68L166 69V65H164V66H162L160 68V66L158 64L156 65L155 61H160L161 59H163L165 57V53H168V52H165V53L163 52L164 55L163 56L161 55L162 57L160 56L161 58L159 57L160 59H158V60L154 59V57H153L154 55L150 54V53H154V52L156 54V51L161 52L162 51L161 49L163 47H159V48ZM234 48H236V47H234ZM217 49L220 50V52L225 50L226 52H228L230 54V51H229L230 48L228 49V47L226 48L227 50L226 49L222 50L221 46H217ZM217 49H214V50H217ZM80 51L83 53V50H80ZM139 51H140V49H139ZM180 51H178V52H180ZM225 51L223 52V54L225 53ZM238 51L240 52V50H238ZM241 51L243 52L242 47H241ZM122 52H123V50H122ZM173 52H171V53H173ZM213 52H214L213 54H216L215 51H213ZM216 52L218 53V51H216ZM15 53L21 54L20 55L21 57L18 56V59L17 58L15 59L12 56V54H15ZM105 53H107V52H105ZM186 53L189 55V58H190L188 60L185 59V57H186L185 54ZM231 53H233V50H232ZM183 54L185 55V57H184ZM218 54H220V53H218ZM229 54H225V55H227L226 57H228ZM104 55H107V54H104ZM237 55H239V54H237ZM250 55H252V54L250 53ZM250 55H248V57ZM32 56H34V55H32ZM32 56L30 58H32ZM240 56H241V53H240ZM235 57H236V55H235ZM35 58H33V59H35ZM186 58H188V57H186ZM244 58H246V57L244 56ZM109 59H106V62L105 63H101L100 65L102 66V65L108 64L109 66L110 65H115L116 66L118 64V67L119 66L128 67V65H126V64L125 65H119V62H117L116 57H114L113 60L112 59L109 60ZM236 59H237V57H236ZM236 59H235V61H236ZM240 59H242V58H240ZM240 59L239 60L237 59V60H238V62H240V65H241L242 64V60L240 61ZM111 60H112V62H111ZM120 60H122V59L120 58ZM251 60L253 62V59H250V61ZM254 60L256 61V59H254ZM225 61H226L225 63H227L229 60L228 61L225 60ZM233 61H234V58L232 59V62H231L230 66H232ZM250 61L247 60L246 62H248L250 64L251 63ZM163 62H164V59H163ZM220 62H223V59ZM191 64H192V66H191ZM229 64H230V62H229ZM33 65L38 67L40 65V63L37 62L36 64H33ZM258 65H260V64L259 63L255 64L256 67L253 66V68H255V70H256ZM261 65H263V64H261ZM21 66H24V65L21 64ZM177 68L178 67H176V69ZM147 69H149V71ZM260 69H261V66H260ZM36 70H37V68H36ZM45 70L46 69L43 68L41 70V72H44ZM85 70H89L90 73L85 71ZM83 71H85L87 73H83L82 75H80L81 73H79V72H83ZM235 71L239 72L237 70H234V72ZM249 71L252 72V70H249ZM49 72H50V70H49ZM49 72L48 73L45 72L47 77H48V74H50ZM139 72H141V73L139 74ZM36 73H37V71H36ZM168 73H170V71H168ZM208 73H210V72H208ZM64 74L66 75V77L63 76ZM236 74H238V73H236ZM242 74H244V72ZM247 74H249V73H247ZM19 76H20V74H19ZM79 76H81V77H79ZM159 76L163 77L161 75H159ZM159 76H157V77H159ZM252 76H253V74H252ZM260 76H262V75H260ZM47 77H45L44 79L47 80ZM51 77H53V76H50V78ZM164 77H167L165 79L169 78V76H164ZM211 77H213V76H211ZM211 77L209 76V78H211ZM215 77H219V76H215ZM42 79H43V77H42ZM2 80H3V78H2ZM51 80H53V79H51ZM77 80H83L85 82L84 83L85 87H83V89L81 88L82 93L75 89L76 88L75 87V81H77ZM155 80H156V77H155ZM257 80H259V79H257ZM4 81H5V79H4ZM43 81H45V80H43ZM171 81H172V79L170 80V78H169L168 80H164L163 83L170 89L171 87H174V85H173L174 83L171 82ZM222 81H224V80H222ZM232 81H234V80H232ZM253 81H255V80H253ZM80 82L82 83V81H80ZM118 82H119L120 87L125 85V84L122 85L124 83V81H121L120 79H119ZM118 82L116 80H114V79H111L110 83L113 86V90H112L113 92L116 91V87L118 85ZM121 82H123V83H121ZM150 82H154V80H151ZM81 83H79V84H81ZM163 83L161 82V84H163ZM127 84H126V87L129 86V85H131V86L133 85L131 83H129V85H127ZM259 84L257 86H259ZM111 85H110V87H112ZM138 85H140V84H138ZM228 85H229V83H228ZM4 86H2V87H4ZM46 88H48V87H46ZM180 88H182V87H180ZM209 88L211 89L212 87H209ZM209 88L205 89L208 93L210 92V90H208ZM121 89L122 88H120V90ZM98 90H100V89H98ZM132 90H134L133 86L131 88V91ZM175 91H177V90H175ZM191 91H193V90L191 89ZM194 92H195V94L192 95V96L194 98L196 97V99H197L196 91H194ZM205 92H204V94H205ZM124 93H126V91H124ZM165 93H166V91H164V94ZM198 93H200V92H197V95H198ZM130 94H131V92H129V96H130ZM147 94H149V93H147ZM160 94H161V92H160ZM228 94H230V93H228ZM123 95H125V94H122V97H123ZM170 95L172 96L173 94H170ZM224 95H225V93L223 94V96ZM127 96H128V94H127ZM161 96H159V97H161ZM190 96H189V98H190ZM192 96H191L190 99L193 98ZM38 97H44V100L46 102H43L42 100L41 101L38 100ZM165 98H166V96H165ZM166 99H168V98H166ZM235 99L237 100L236 103L239 100H241L240 95H237ZM71 100L74 102V104L70 105V106H72V108H70V111H68L69 107H67V106H69V103H70ZM129 100H131V99H129ZM155 100H157V98L148 99L147 103L149 104V106L146 105V107L148 108V114L154 113V109H156V107H157ZM158 100H161V99L159 98ZM226 100H227V97H226ZM223 101H225V97H223ZM36 102H38V103H36ZM150 102H153V105ZM247 102H248V100L245 103H247ZM252 102H249V105H248V103H247V105L246 104L244 105L243 102L240 103V104H238L239 103L238 102L235 105L236 107H239V109L243 113L246 114V116L244 115V117L242 119H245V117H246V123H247V122H251V120H250L251 118H254L255 116H257V117H262V119L264 121V117H263L264 116L263 115L264 114V106H260V103L255 104V103H252ZM226 103H227V101H226ZM190 104L191 105H195V102H191ZM252 104H255L256 106L254 108H252ZM168 105H170V104H168ZM201 105H202V103H201ZM188 106H190V105H188ZM73 107H75V108H73ZM159 107H160V105H159ZM52 108L49 107L50 111L54 112V109H52ZM165 108H168V107H165ZM181 108H183V107H181ZM106 109H109L112 112L111 115L107 114L108 117L105 116L106 115L105 113H107ZM178 109H179V107H178ZM19 110L20 109H18L17 111H19ZM133 110H134V112L136 114L133 115V117L131 115L130 116L131 118H128L129 117L128 115ZM203 110L206 111L205 109H203ZM210 110H212V108L211 109L208 108L207 112H210ZM224 110H225V108H224ZM67 111H68V113H67ZM234 112H235V114H237L238 111L234 110ZM18 113H16V116H18L17 115ZM166 113H167V111H166ZM188 113H190V112H188ZM217 113L218 114H224V113H221L219 111H217ZM91 114L93 115V118H94V120H93L94 121V125L93 126H90V121L92 122V119H93ZM200 114H201V112H200ZM218 114L216 116H218ZM260 114H262L263 116H260ZM156 115H158V114H156ZM247 115L249 116V118L247 117ZM22 116H21V118H22ZM201 117H202V115H201ZM7 118H10V117H7ZM219 118H221V116ZM24 119L25 118L23 116V121L25 122ZM46 119L48 121L49 120H55V118L51 114H47L46 115ZM213 119H215V118H213ZM41 120H43V119L41 118ZM58 120H59V118H58ZM201 120H202L201 118H199V117L197 118L195 116H194V120L188 121V119H187L188 123H186V124H184L182 126V128L180 129V133L177 135L178 136L177 138L183 137V138H186V139L188 138V139L191 140V137L194 136V137L198 138L199 136H201V134H203L204 131H207L206 133L209 134L208 137L209 136L212 137L213 140H214L212 142L216 143L217 141L215 140V138L216 139L221 138L223 136V132L228 127V125H230V124L235 125L236 124L229 117L225 118L223 120L221 119L220 121H217V119L216 120H211L210 119V120H203V121H201ZM238 120H239V118H238ZM19 121H21V120H19ZM61 121L59 120L60 123L63 122V121L62 122ZM49 122H48V125L49 124L51 125V127H52L51 131L52 130L53 131L52 132L49 131V134L46 136V139L44 141L45 143L48 140H51V141L54 142L55 140H52V139H54L53 137H57V136H54V133H57L60 130L62 131V129H63V128L61 129V127L58 125V123H49ZM55 122H56V120H55ZM147 122H149V121H147ZM263 123L264 122L259 121L258 123H255V125H257L256 127L255 126H253V127L249 126L248 127L249 135H251L253 138L257 139V141H258L259 137H263L264 136V126L262 125ZM167 124H170V123H167ZM91 125H92V123H91ZM170 125H169V127H171ZM235 126L237 127L238 125H235ZM261 126L263 128L259 129V127H261ZM172 127H174V125H172ZM70 128L66 129L65 132L69 131ZM176 128H180V127H176ZM240 128L241 127H239V126L237 127V130H239V134L237 133L238 136H239V139L241 141H243L242 140V138H243V139H246L247 141H249L250 140L249 136H244V131H242L243 129L241 128L242 129L241 130ZM252 128L253 129L255 128L253 130V132L251 131ZM75 129H78V128L75 127ZM48 130H49V128H48ZM176 130L174 132H176ZM61 131H60V133H61ZM153 131H154V129H153ZM177 131L179 132V129ZM99 132L102 135L100 137H97L98 142H95L94 141V136H96V135L99 136L98 135ZM121 132H123V134H126V135L127 134L130 135V132L132 133V135H136V136H134V137H136V140L134 139V137L132 135H130V137L132 136V138L134 140H130V144L131 145L129 147H127L126 149L123 148L124 146L121 143L123 141L121 140L120 136H114L113 135L114 133H121ZM166 132H167V130H166ZM230 132L231 131H229L228 134H230ZM232 133H233V131L231 132V134ZM149 134L151 136H156L158 139L156 138V140L155 139H153V140H145V137H147ZM171 134H173V133H171ZM79 135H80V133H79ZM141 135H145V137H143L144 139L141 137ZM230 135H229V137H230ZM127 136H123L122 135L123 138H126ZM158 136H160V137H158ZM44 137H45V135H44ZM68 137H69V139H72L70 132H68ZM203 137H204V134H203ZM206 137H207V135H206ZM75 138L77 139L78 137H75ZM137 138L142 140V141H140L141 143L137 142ZM42 139L44 140V138H42ZM64 140H63V142L65 143ZM158 140H159V142H158ZM218 140H220V139H218ZM103 142H105V143H103ZM132 143H134V145H132ZM232 143H234V142H232ZM138 145H139V149H137L138 151L134 150L133 148L138 146ZM240 145H242V144L240 143ZM57 146L58 145L53 146L55 151L59 149ZM162 147L168 148L169 152H167L165 150L164 151L160 150V149H162ZM65 148L68 149L67 147H65ZM72 148H73V146L71 147V153H72ZM145 148L150 149V151H153L155 154L154 155L149 154V157H148V154H147L148 150H145ZM41 149L42 150H40V151H41V153L44 156L49 155L48 153L50 151H48L47 147H42ZM46 149H47V151H46ZM180 149H184L185 153L177 152ZM63 151L65 153L66 150H63ZM63 151L61 150L62 153H63ZM46 152H47V154H46ZM68 152L69 151H66V154ZM73 152H74V154H76L74 150H73ZM23 153H21V154L23 155ZM0 154H1V157H0L1 164L0 165H3L5 167L4 171H6L7 166L8 167L9 166H13V168L16 169V170H18V165L20 167L27 168V172L29 173V177H31V180L27 176L28 173L26 175L23 173V175H25V177L21 178V179L20 178H16V177L12 176L11 174H9L11 176V179H9V180L10 181L12 180L11 182H13L14 184L19 185V186H22V184L30 185L35 190L38 191V192L37 191H34V192L41 193V194H38L39 196H44L45 195V197L47 199V202H46L47 207L50 210H55V213H56V214L51 213L52 217L56 218L55 221L56 220H58V221L60 220L61 222H62V220H61V217H62L65 220V221L62 222L63 226L64 227L68 226L69 227V231L71 232V234L73 236L79 237V235L83 231L86 223L87 224L90 223L89 225H94L93 223L87 221L88 217H90V215H89L88 211L86 210L85 206H84V209H83L84 213L80 214V215H77V214H75L73 212H69L68 210H67L68 212H65L66 209L64 210V208H66V207L62 208L63 206L62 207L59 206V202L58 201H60V200H57L53 195L50 196V194L48 195L45 192L48 189L52 188L51 187V185H52L51 181L47 180V182H45L47 184L43 183V185H45V187L38 186L39 184L36 181H40V176L38 177L36 175H37V170L42 168L41 165H36L37 167H27V165H26L27 162H31L32 161V163L34 164V161L30 160L29 157L24 158L22 156H18L17 152H12L10 154H7V153L1 151ZM21 154H19V155H21ZM164 154L167 156L166 159H165L166 156H164ZM136 155H137V157H139L138 158L139 160H137L135 158ZM161 155H163V156H161ZM192 155H194V154H192ZM73 157H75V156H73ZM201 157H202V155H201ZM60 158H64V157L60 156ZM212 158H213V156H212ZM64 160L66 161L67 164L70 162V164H71L70 166L72 167L71 169H72L73 172H75V165H78V162L72 161V159H70V158H69V160L68 159H64ZM129 160H131L132 162L134 161L135 164H137V163L139 164V166H140V168L142 170V172L140 171L141 172L140 175L137 173L138 171H136L135 169H132V170L129 169L130 165L128 166L126 164L127 162H129ZM149 160H151V162L153 164V167L157 168L156 169V171H157L156 173L161 172L162 177H163V171L165 172V168H166L167 172L164 173V179H165L166 183L168 184L166 189L164 187V181H162L158 186H151V184H149L145 180L144 176H142L143 173H144L143 166L146 165L149 162ZM46 164H47V166L44 167V170H47V169L48 170H52V169H54L53 172H49V173L51 175H53L54 172H55V175H56L57 171H59L60 168L58 169V167L53 166V164H55L54 162H46ZM231 166H232V170H231L230 177H229V179L228 178H225V179H228V181H230V182L232 181V183L235 184L236 180L238 182V179L240 178V176H239L240 174L237 175L238 172L236 171L235 166L234 165H231ZM211 168H212V166H211ZM71 169H69V170H71ZM72 171H70V172H72ZM66 174L67 173L64 172L63 176H66ZM106 174H105V176H106ZM231 176H232V179H231ZM234 176L236 177L235 179L233 178ZM242 176L243 175H241V177ZM32 180H34L35 182H33ZM75 182H78V183H75ZM87 182H88V180H86V179H72L71 181H68L67 183L69 185L76 186V187H84L87 184ZM179 183H181V186H179ZM186 183H190V184L186 186ZM191 183H192V186H191ZM209 185H210V183H209ZM13 186L14 185L11 186L8 183V181L6 179H4L1 176V174H0V197H1L2 200H4L3 202L7 203V205H6L7 208H8V206H10L11 209H9V210L14 211L12 214L15 213L16 214L15 216L18 217V220H16V222L14 224L12 223V221L9 224L8 223L9 221L6 220V219L5 220L3 219L4 222H2V220H0V228H3L1 230V232H3V230L6 229V227L10 228V229L11 228L13 229V235L11 237L12 239H10V238L9 239H5L3 237L0 238L4 242L3 246H6V247H8V249L11 250L10 246L15 244L16 248L14 247L15 249H13V250L16 251L14 253L15 256H17L16 259L27 260L28 262L29 261H33L34 263L38 264V262L35 261V256L33 255V253L37 252V250H38V252L40 253V256H41L40 258L44 259L46 264H57V262L55 261L56 257L54 256V253H55L54 249H52V245L50 244V242H49V240H48V238L46 236V233L43 232L44 228L42 229V227L39 225V223H40L39 220H38V222H39L38 223L37 220L35 221V220L32 219V215L29 213L31 209L30 208H29L30 210L28 209V206H30V205L26 206L27 208H25L24 205L21 204L19 199L17 200V196H15L14 194H16V195H18V194H17V191L14 189L15 186L14 187ZM212 186L214 187V185H212ZM236 186L238 188V185H236ZM216 188L219 189L220 187L217 186L214 189L216 190ZM221 190H222V188H221ZM51 191H52V189H51ZM132 191L135 193V195H133V196H131V192ZM216 191H218V190H216ZM225 191L226 190H223V192H225ZM229 191L232 192L231 190H229ZM42 192L44 193V195L42 194ZM230 192H229V194L233 195ZM220 193H221V191H220ZM108 195L110 197L109 200H113V202H114L113 206L112 205L109 206L110 203H106L104 201L105 200L104 198H106ZM118 197L122 201L124 200L127 205H133L134 208H135V211L137 212V215L133 216V214H134L133 208L128 210L123 205H120L118 203ZM226 205H228L227 208H226ZM182 207H185V208H182ZM169 208L174 209V211L177 214V216H176L175 213L172 212L166 219V226H167L168 231L172 232V234L175 235V241H171L172 243H170V246H169L170 250L167 249V241L168 240H166L163 244L155 243L156 242L155 233L156 232H160L159 224L162 223V221H163L162 219L166 215L169 214V212L167 211V209H169ZM206 208H204L202 210V213H203V211L207 210ZM234 208H237V207H234ZM234 208H233V211L236 210ZM177 209H180V210H177ZM233 211H231V212H233ZM237 212H238V214H242V210L239 211V209H238ZM205 215H206V217H205ZM221 215H224V214H221ZM243 215H245V214H243ZM64 216H66V217H64ZM82 216H85V217L82 218ZM155 216L158 217V218L155 219ZM224 216H226L228 218L230 215L226 213V215H224ZM235 216H237V215H235ZM177 217H178L179 222L184 226L185 237H182V234H184L182 225H177ZM216 218L217 217H215V219ZM36 219H38V218H36ZM212 220H213V222H215V224H216V221H218V219L217 220L212 219ZM230 220H233V218L230 219ZM256 220L257 219H254V218L253 219L251 218V220H237V221L235 220L236 222H234V223H237V226H239V227H243V224H245L247 228L254 227V228L261 229V230L264 231V222H257ZM19 222H21L22 225L25 228H23L20 225ZM4 224H5V226H4ZM227 224H228V222L226 221V222L223 223L222 227L219 228V226H216V228H215L216 230H221L222 228L224 230L225 229L224 227H227V230H224L223 232H217L214 237H211V239H216V240L219 239L221 243L238 244V243H242V242H247L246 244H244L243 246H241L239 248V251L241 253H245V254L249 253L250 255H255L256 251H260V250H262L264 248V233H263V237H259V238L255 239V238H251L248 235L247 231H241V230H238V229H236L235 231L234 230L233 231H228L229 229H228ZM231 224H232V222H231ZM18 225L21 228V231H20ZM86 229H90V228H86ZM147 229H151L152 237H148L150 232L145 237L142 236V233L144 232V230L147 231ZM152 229H153V231H152ZM67 230H68V228H67ZM23 231L29 232V234L26 235V236H22L20 232H23ZM102 232H104V231H102ZM106 232H104V233H106ZM96 233H97V231H94L92 235L94 236ZM136 234L137 233H135V236H137ZM137 237H139V236H137ZM18 238H22V240L19 241ZM203 241L204 242H208L209 239H207V240L203 239ZM100 242H101V240H100ZM136 244L137 243H135L133 245H136ZM144 247H146V246L144 245ZM94 248L98 249V248H101V247L97 246V245H94ZM47 251H48V254L45 253ZM94 251L95 250L91 248L90 250H88V252H83L79 256H88V257L91 258L93 263L97 262L98 264H113L112 262L119 261V257L122 256L121 255L122 249H117L116 252H111V253L107 252V251H100V252L98 251L99 252V253L97 252L98 255L104 257V259L100 260V261H97V260L94 261L93 258H96L98 256L97 253H95ZM141 251H143V250L141 249ZM190 252H193L191 254L195 256V259L193 260V262L191 264H210V259L206 255L201 254L202 257L198 258L197 256H198V253H200V252H198L196 250H193V251H190ZM129 256H131V255H129ZM133 256H134V254H133ZM125 257L127 258L126 255H125ZM204 259H208V261H204L203 263H201L202 260H204ZM129 260H131V264H133V263H140L141 259H137L135 257V258H131ZM103 261H105V262H103ZM61 262L63 264H66L65 262H68V260L66 259V261H61ZM225 263L228 264L227 262H225ZM170 264H173V263H170ZM220 264H222V263H220Z\"/></svg>", "mask_w": 264, "mask_h": 264}, {"label": "water", "instance_id": "water-1", "mask_svg": "<svg viewBox=\"0 0 264 264\" xmlns=\"http://www.w3.org/2000/svg\"><path fill=\"white\" fill-rule=\"evenodd\" d=\"M75 183H78V182H75Z\"/></svg>", "mask_w": 264, "mask_h": 264}]
</instances>
